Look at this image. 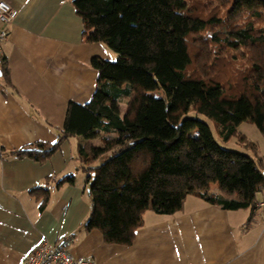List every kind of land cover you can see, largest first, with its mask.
<instances>
[{
  "label": "trees",
  "instance_id": "obj_1",
  "mask_svg": "<svg viewBox=\"0 0 264 264\" xmlns=\"http://www.w3.org/2000/svg\"><path fill=\"white\" fill-rule=\"evenodd\" d=\"M72 1L84 38L107 44L118 59L92 58L97 88L88 103L69 102L57 143L10 153L45 161L63 139L81 137L92 201L84 228L100 230L108 244L131 245L147 210L175 214L189 195L254 217L264 193L256 144L241 135L257 158L224 148L206 122L188 115L213 120L224 141L243 122L264 134V0ZM0 70L10 84L4 60ZM195 127L201 136H191ZM97 132L101 146L92 142ZM73 181L69 174L57 185Z\"/></svg>",
  "mask_w": 264,
  "mask_h": 264
},
{
  "label": "crops",
  "instance_id": "obj_2",
  "mask_svg": "<svg viewBox=\"0 0 264 264\" xmlns=\"http://www.w3.org/2000/svg\"><path fill=\"white\" fill-rule=\"evenodd\" d=\"M8 1L16 17L4 43L10 84L0 70V264H23L43 238H69L72 256L89 264H264V223L250 209L227 210L189 195L175 214L147 210L131 245L108 244L100 230L84 228L92 201L78 155L81 137L63 139L45 161L10 153L57 143L69 102L86 104L97 88L92 58L118 54L84 38L72 0ZM69 174L74 181L58 186Z\"/></svg>",
  "mask_w": 264,
  "mask_h": 264
},
{
  "label": "built area",
  "instance_id": "obj_3",
  "mask_svg": "<svg viewBox=\"0 0 264 264\" xmlns=\"http://www.w3.org/2000/svg\"><path fill=\"white\" fill-rule=\"evenodd\" d=\"M16 10L8 0H0V64L4 60V43L9 39L8 26L14 21ZM256 221L264 223V193L256 202ZM69 238L59 243H51L43 238L33 250L27 254L23 264H89L90 259L75 258L69 252Z\"/></svg>",
  "mask_w": 264,
  "mask_h": 264
},
{
  "label": "rangeland",
  "instance_id": "obj_4",
  "mask_svg": "<svg viewBox=\"0 0 264 264\" xmlns=\"http://www.w3.org/2000/svg\"><path fill=\"white\" fill-rule=\"evenodd\" d=\"M119 56V54H118ZM118 56L115 58L116 61L118 59ZM157 96L163 95L162 91L159 89L153 90ZM121 109L122 114L126 111V100H123L121 102ZM188 116H197L199 117L203 122H206L215 137V139L218 141V143L223 146L224 148L235 150L244 154H247L249 156H252L254 158L256 157V153L253 149L249 148L245 143H243L240 140L241 135H244L247 139V141L254 142L259 150V154L263 157L264 160V134L260 131V129L252 122H243L237 127V133L233 135L229 141H224L218 134L215 122L209 118H207L204 115H198L194 111H191ZM191 136H201L200 127H195L193 131L191 132ZM211 188L213 190H219L217 182H213L211 184Z\"/></svg>",
  "mask_w": 264,
  "mask_h": 264
}]
</instances>
